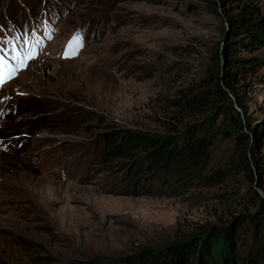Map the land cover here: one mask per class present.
I'll return each mask as SVG.
<instances>
[{
    "label": "rangeland",
    "instance_id": "1",
    "mask_svg": "<svg viewBox=\"0 0 264 264\" xmlns=\"http://www.w3.org/2000/svg\"><path fill=\"white\" fill-rule=\"evenodd\" d=\"M212 1L0 0V264H120L217 225L238 230L240 251L250 245L249 218L264 223L253 193L264 199V44L232 41L228 18L262 22L264 0ZM228 42L255 69L228 68ZM202 121L215 132L203 175L234 159L217 183L146 193L118 166L129 158L104 153L117 131Z\"/></svg>",
    "mask_w": 264,
    "mask_h": 264
},
{
    "label": "trees",
    "instance_id": "2",
    "mask_svg": "<svg viewBox=\"0 0 264 264\" xmlns=\"http://www.w3.org/2000/svg\"><path fill=\"white\" fill-rule=\"evenodd\" d=\"M211 3L213 1L211 0ZM247 12H241L229 17L232 41L243 46L264 44V21L253 22L246 17ZM255 21V20H254ZM234 39V40H233ZM224 46L223 54H227V67L242 72L255 69V57L236 58L229 48ZM235 71L224 70L219 80L226 88L232 89ZM215 91L224 95L218 79L214 83ZM209 91L184 97L180 102L192 110L207 100ZM236 106L242 110L237 99ZM241 120L235 115L234 124L240 128ZM204 121L187 126L163 135L146 134L122 130L117 131L114 138H109L104 150L107 157H124L129 160L118 163L120 169L129 173V184L138 186L146 193L156 190L160 194L165 189L172 195H179L195 180L205 186L227 179L234 169V159H227L220 166L213 168L208 174L202 170L208 165L209 148L215 132ZM245 129V126H242ZM253 164H248L243 156L241 171L252 179V166L257 169L255 154H251ZM153 184L157 187L153 188ZM154 191V192H156ZM260 205V213L264 216V199L255 191ZM259 215V213H258ZM254 217V218H253ZM251 216L253 224L251 243L243 251L239 250L238 230L232 226H213L195 237L168 242L156 249L141 248L136 254L123 259L120 264H260L264 258V223Z\"/></svg>",
    "mask_w": 264,
    "mask_h": 264
},
{
    "label": "snow or ice",
    "instance_id": "3",
    "mask_svg": "<svg viewBox=\"0 0 264 264\" xmlns=\"http://www.w3.org/2000/svg\"><path fill=\"white\" fill-rule=\"evenodd\" d=\"M80 47V37L78 35H74L72 40L68 45V52L66 54H75V50ZM22 63V62H21ZM14 72V70H13ZM12 73L9 74V78H11ZM4 83V78L0 76V84Z\"/></svg>",
    "mask_w": 264,
    "mask_h": 264
}]
</instances>
